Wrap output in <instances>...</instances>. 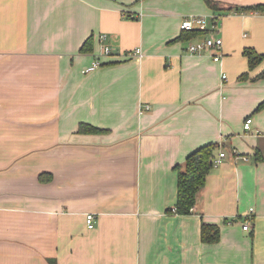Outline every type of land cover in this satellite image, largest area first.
<instances>
[{
  "label": "crops",
  "instance_id": "0c3cea01",
  "mask_svg": "<svg viewBox=\"0 0 264 264\" xmlns=\"http://www.w3.org/2000/svg\"><path fill=\"white\" fill-rule=\"evenodd\" d=\"M235 12L205 0H0V264H264V79L252 80L264 62L249 71L243 54H264V14ZM190 15L209 27L178 39ZM211 36L220 50L189 51ZM209 143L227 155L180 215L175 166ZM204 222L219 225L217 243L202 241Z\"/></svg>",
  "mask_w": 264,
  "mask_h": 264
},
{
  "label": "trees",
  "instance_id": "16d2710c",
  "mask_svg": "<svg viewBox=\"0 0 264 264\" xmlns=\"http://www.w3.org/2000/svg\"><path fill=\"white\" fill-rule=\"evenodd\" d=\"M206 4L218 12L219 16L226 11L234 10L236 12H257L264 14V3L251 6H227L217 0H205ZM228 7V8H226ZM199 31H183L178 39H187L196 35ZM93 49V37H89L81 46V52H91ZM244 56L248 60L249 71L255 70L264 62V54L259 53L252 47L244 49ZM242 80L249 79V72L241 76ZM264 79V69L252 80ZM264 108V101L260 103L258 109ZM78 132L81 134H100L108 132L107 129L97 127L90 123H80ZM219 147L218 143L206 144L191 154H189L183 165H176L175 170L178 174L177 205L175 212L180 215H189L195 209L199 191L206 185L207 177L215 167V151ZM49 174V173H48ZM45 179V174H41L42 181H50L52 175ZM201 238L205 243L214 244L220 239V227L217 224L203 223L201 227Z\"/></svg>",
  "mask_w": 264,
  "mask_h": 264
},
{
  "label": "built area",
  "instance_id": "2783aa9c",
  "mask_svg": "<svg viewBox=\"0 0 264 264\" xmlns=\"http://www.w3.org/2000/svg\"><path fill=\"white\" fill-rule=\"evenodd\" d=\"M235 13H240V12H235ZM216 20V18H214ZM213 20V21H214ZM209 27L208 21L206 20L205 17L202 16H196V15H190L184 18V20L181 23V30L183 31H190V32H195V31H206ZM212 28H217V23L214 21V24L212 25ZM101 41H105L107 39L106 34L100 36ZM223 45V39L218 38V37H208L204 40H201L199 42L191 43L189 45V51L192 54L200 53L204 50H220ZM102 53L104 55H110L112 53V48L109 45H103L102 47ZM130 55H139L142 56V50L141 48H136L134 51H131L129 53ZM215 61H220L221 60V55H215L214 56ZM102 65L101 60H96L91 66H89L85 72H92L96 68L100 67ZM223 79L227 80V75H223ZM149 106H146V109H149ZM252 123V119L248 118L246 123H245V129L248 130L250 129V124ZM226 152H221L219 157L215 159L214 163L215 165H219L223 158L226 157ZM95 219L96 216L93 213L87 214V223L89 228H94L95 227ZM250 227V224L247 223L244 225V229L248 230Z\"/></svg>",
  "mask_w": 264,
  "mask_h": 264
},
{
  "label": "rangeland",
  "instance_id": "374dc122",
  "mask_svg": "<svg viewBox=\"0 0 264 264\" xmlns=\"http://www.w3.org/2000/svg\"><path fill=\"white\" fill-rule=\"evenodd\" d=\"M221 38H222V36H221ZM232 66H233V64H232ZM225 72H226V75L229 77V79H231L232 78L231 70L226 69Z\"/></svg>",
  "mask_w": 264,
  "mask_h": 264
}]
</instances>
